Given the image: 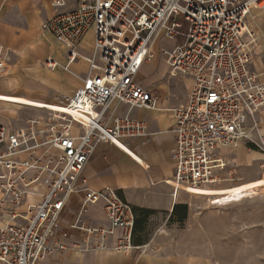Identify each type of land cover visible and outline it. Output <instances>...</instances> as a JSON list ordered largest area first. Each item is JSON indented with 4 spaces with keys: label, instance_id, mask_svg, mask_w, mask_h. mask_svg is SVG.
Returning a JSON list of instances; mask_svg holds the SVG:
<instances>
[{
    "label": "built area",
    "instance_id": "obj_1",
    "mask_svg": "<svg viewBox=\"0 0 264 264\" xmlns=\"http://www.w3.org/2000/svg\"><path fill=\"white\" fill-rule=\"evenodd\" d=\"M49 3L53 14L44 30L68 63L82 58L88 70L71 96L52 103L57 108L33 105L45 118L12 130L0 124V264H41L67 249L140 247L132 242V205L114 188H88L82 171L98 142L122 149L126 140L148 137L144 122L119 109L157 106L158 98L135 77L154 58L160 39L170 42L157 52L167 75L188 86L173 110V174L164 180L172 195L240 184L241 145L263 154L264 173V82L251 69L256 36L247 26L251 10H264V0H77L72 9H65V0ZM89 31L92 53L83 56L78 47ZM4 53L0 43V74ZM44 64L59 65L53 58ZM79 193L70 224L79 235L70 239L60 218L67 200ZM213 201L209 205H228ZM96 204L105 221L86 225L83 216Z\"/></svg>",
    "mask_w": 264,
    "mask_h": 264
},
{
    "label": "crops",
    "instance_id": "obj_2",
    "mask_svg": "<svg viewBox=\"0 0 264 264\" xmlns=\"http://www.w3.org/2000/svg\"><path fill=\"white\" fill-rule=\"evenodd\" d=\"M65 2V9H72L77 0ZM52 14L49 0H0V43L5 49V67L0 74V124L8 129H17L30 118L46 117L42 109L29 103L17 102L13 98L21 97L43 104L59 103L74 93L81 83L79 77L88 70V63L82 58L68 63L64 49L44 30L42 25ZM247 26L256 36L251 69L264 82V10H251L247 17ZM45 40L50 45H55L56 53H40ZM92 46L93 34L89 42L86 38L82 40L78 51L83 56H90ZM156 57L163 63L164 71L161 67L158 70L155 67L152 75L143 77L142 68L153 64ZM47 58H53L59 65L53 69L46 67L44 61ZM152 61L141 66L135 79L158 98L157 106L153 109L130 110L122 106L119 109L120 113L128 112L130 116L145 123L148 137L125 141V146L140 160L113 144L98 142L83 168L82 176L86 180V186L92 190L114 188L133 208L151 209L156 214H167L174 205L180 203L178 199L183 196L180 191L173 196L171 186L165 184L164 180H170L173 174L170 157L174 145L173 110L184 101L188 86L167 75L166 65L158 54L154 55ZM260 119L264 132V114ZM38 126L43 128L44 124L41 122ZM236 156L243 165L240 180L242 184L258 180L264 182V173L260 168L263 154L260 151L249 145H241ZM221 189L226 190L200 188L201 191H210L211 194H216ZM255 189L261 192L254 199L257 204L250 224L251 230L260 236L264 248V185ZM80 194L72 195L61 213L62 228L69 232L70 239L79 235L70 224L80 206ZM83 221L90 226L103 224L105 216L102 207L98 204L91 205L84 214ZM139 245V248L126 252L99 250L83 253L67 249L46 257L41 264H216L212 258L200 253L157 250L148 243Z\"/></svg>",
    "mask_w": 264,
    "mask_h": 264
},
{
    "label": "rangeland",
    "instance_id": "obj_3",
    "mask_svg": "<svg viewBox=\"0 0 264 264\" xmlns=\"http://www.w3.org/2000/svg\"><path fill=\"white\" fill-rule=\"evenodd\" d=\"M84 38L89 42L92 33L89 32ZM163 45H170V42L160 39L152 49L154 55ZM56 51L55 45H50L47 40L40 49V53L44 54H54ZM152 62L142 68L143 77L152 75L155 67L156 70L161 67L164 71L158 57ZM233 186L224 187L226 190L221 189L216 194H208L200 189L190 190V193L180 191L183 196L178 199L180 203L176 210L148 215L135 229L136 237L153 249L200 253L212 258L216 264H262L264 248L260 236L251 230L250 224L257 204L254 199L261 190L231 193ZM211 200H214V204L228 205L211 206Z\"/></svg>",
    "mask_w": 264,
    "mask_h": 264
},
{
    "label": "bare ground",
    "instance_id": "obj_4",
    "mask_svg": "<svg viewBox=\"0 0 264 264\" xmlns=\"http://www.w3.org/2000/svg\"><path fill=\"white\" fill-rule=\"evenodd\" d=\"M13 99L15 101L21 102L23 104L24 103H29V104L36 105V106H41V107L57 108V105H55V104H43V103H39V102H30L29 100L23 99L21 97L13 98ZM120 146L122 147V150H124V152H126L129 155H131L133 158H135L137 160H140L127 146H125L122 143H120ZM262 181L263 180H258V181H254V182H250V183H243V184L236 185V186L233 187V189L230 190V192L231 193H238V192H243V191L255 189L257 187H259V189H260L264 185V183H262ZM200 188H211V187H200ZM200 188H194L192 190H195V189L198 190ZM209 194H211L210 191H209Z\"/></svg>",
    "mask_w": 264,
    "mask_h": 264
},
{
    "label": "trees",
    "instance_id": "obj_5",
    "mask_svg": "<svg viewBox=\"0 0 264 264\" xmlns=\"http://www.w3.org/2000/svg\"><path fill=\"white\" fill-rule=\"evenodd\" d=\"M178 206L179 205H174L172 207V211H175ZM133 210L135 214V219H134V225H133V231H132V242L136 245H139L142 242L140 239L136 237L135 229L138 227V225H140L146 220L148 215L154 213V211L151 209H144V208H133Z\"/></svg>",
    "mask_w": 264,
    "mask_h": 264
},
{
    "label": "snow or ice",
    "instance_id": "obj_6",
    "mask_svg": "<svg viewBox=\"0 0 264 264\" xmlns=\"http://www.w3.org/2000/svg\"><path fill=\"white\" fill-rule=\"evenodd\" d=\"M91 86V85H90ZM213 99H215V97H213Z\"/></svg>",
    "mask_w": 264,
    "mask_h": 264
}]
</instances>
